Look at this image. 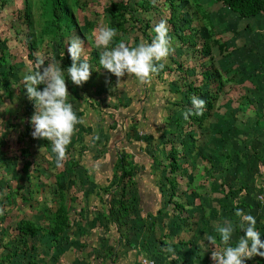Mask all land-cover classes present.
Segmentation results:
<instances>
[{
    "label": "rangeland",
    "instance_id": "374dc122",
    "mask_svg": "<svg viewBox=\"0 0 264 264\" xmlns=\"http://www.w3.org/2000/svg\"><path fill=\"white\" fill-rule=\"evenodd\" d=\"M52 2L0 0V208L6 209L0 215V264H116L119 252L138 264L141 250L157 262L162 227L182 225L173 204L184 206L185 193L207 185L205 177L194 181L201 155L204 161L206 154L227 157L231 164L230 155L246 154L240 144L226 150L227 136L237 141L238 120L245 119L237 107L255 123L262 118L264 130L255 47L243 43L240 18L213 0H59L69 15L60 22ZM161 20L174 48L165 67L150 84L125 76L111 91L117 78L100 65L99 28L117 29L110 47L120 41L137 46L151 42ZM73 37L83 40L81 59L87 57L93 69L82 86L67 77ZM37 56L60 64L69 102L85 121L76 125L62 167L51 142L31 135L35 108L23 76L37 70ZM193 95L206 101L205 109L185 120ZM120 157L129 171L121 179ZM242 203H220L226 206L220 215L233 217ZM60 214L67 219L59 233ZM20 223L36 232L21 233ZM177 258L168 253L166 264ZM202 263L214 264L211 252ZM245 264H264V257Z\"/></svg>",
    "mask_w": 264,
    "mask_h": 264
},
{
    "label": "clouds",
    "instance_id": "9594fccd",
    "mask_svg": "<svg viewBox=\"0 0 264 264\" xmlns=\"http://www.w3.org/2000/svg\"><path fill=\"white\" fill-rule=\"evenodd\" d=\"M155 33L151 42L143 41L137 46H129L120 41L114 47L112 45L117 36V29L109 26L99 28L95 34V46L103 49L100 54V65L117 78L114 91L120 86L121 78L134 76L140 84H150L154 76L158 75L165 67L168 57L174 52L173 38L169 35V26L161 20L154 26ZM67 52L71 58V66L67 68V77L74 85L82 86L92 74V66L87 57L81 59L84 52V42L79 37H73L68 44ZM47 58L37 56V70L23 76L24 88L29 100L34 102L35 111L31 117L34 128L31 135L36 139L50 141L52 152L56 154L55 163L62 167L67 159V148L72 136L77 131L76 125L85 123L82 117H78L69 102V89L66 83L65 73L56 63L54 58L45 64ZM80 61V63H77ZM97 71L99 69H96ZM110 84V81H106ZM44 85L43 90L38 86ZM192 107L183 112L185 120L192 115H202L206 101L195 95L191 97ZM98 138V137H97ZM6 209L0 208V215ZM235 216L238 222L224 221L215 226L221 243L225 246L220 251H212L211 258L214 264H245L246 260L254 256L264 257V241L260 239V232L256 228V219L246 214L243 209L236 207ZM244 231L235 246L230 243L236 228ZM206 240L213 248L216 246V236L207 235ZM173 258L176 253L173 248H168Z\"/></svg>",
    "mask_w": 264,
    "mask_h": 264
},
{
    "label": "crops",
    "instance_id": "0c3cea01",
    "mask_svg": "<svg viewBox=\"0 0 264 264\" xmlns=\"http://www.w3.org/2000/svg\"><path fill=\"white\" fill-rule=\"evenodd\" d=\"M213 1L219 5L217 6L218 8L221 7L220 9L231 11L220 2ZM234 14L237 15L236 13ZM239 18L244 29L243 43L246 46L248 44L254 45L258 57L256 59L258 64L256 65L261 70L259 79L255 80L259 89L255 90L259 96H264V10L253 16ZM241 109L237 107V112H239L241 118L245 119L238 120L240 125L239 131L236 132L238 134L236 137L237 141L234 140L235 136L233 137L232 134H229L226 138L228 139L226 150H232V144H240L244 146L246 154L239 156L230 155V158L234 157L235 159V162H231V164L225 163L227 157L214 160V156L206 154V157H204L206 161H204L203 155H201V161L198 165L199 172L193 179L194 181H199L201 177H205L208 179L207 185L200 187L194 185L188 194L185 193L184 198H180L185 200L184 206L181 203L173 204V207L176 205L174 207V215L180 209L181 215L178 213L180 216L178 221H182V225H178V227L170 225V227H162L163 229L160 230L161 244L157 247L156 252H160L161 256H158L157 259L155 257L158 264H166L165 259L168 253H171L168 251L169 247L174 249L176 257H180V259L177 258L178 260L175 261V264H183V261L185 262L184 257H187L188 260L190 259L189 264H203L202 261L208 253L214 250H222L225 246L221 243L218 233L215 232V226L227 220H231L235 224L239 218L235 214L233 217H231L232 214L230 216H221L220 214L225 211L226 206L220 205V203H231L234 199H239L241 203L243 201L240 206L241 209L246 214L255 217L256 228L261 234L260 239L264 241V200H259L261 196L264 197V180H262L264 179V130L260 129L262 127V118L255 123V118L251 115H246ZM254 124L259 126H254ZM216 165L225 166V168L218 170L215 168ZM237 184H243V188L236 189L235 185ZM230 189L233 190L230 191ZM182 207H185L184 211L187 213H184ZM236 229L239 228L237 227ZM207 235L216 236L215 248L208 244ZM241 235H244L243 230H235L230 242L232 246H235ZM142 246L145 247V245ZM261 251H264V249H261ZM145 252L148 253L147 250H141L136 256L139 258L140 254ZM117 255L119 257L116 259V264H129L123 252H119Z\"/></svg>",
    "mask_w": 264,
    "mask_h": 264
},
{
    "label": "trees",
    "instance_id": "16d2710c",
    "mask_svg": "<svg viewBox=\"0 0 264 264\" xmlns=\"http://www.w3.org/2000/svg\"><path fill=\"white\" fill-rule=\"evenodd\" d=\"M52 13L57 20L60 22L62 19H66L69 17L68 12L64 9L63 5L59 3V0H52ZM220 2L223 6L228 7L232 12L236 13L239 17H248L256 15L264 10V0H216ZM174 10V9H173ZM173 15H175L173 13ZM203 115V114H202ZM202 117V116H201ZM200 117V118H201ZM118 165L120 168V176L119 178H123L125 175L129 174L128 169L125 167L124 159L120 157L118 159ZM176 169V166L172 167ZM176 205H174L175 207ZM56 223L58 226V232L63 230L65 225L66 217L61 214L56 218ZM18 230L21 233L26 234H34L36 232V228L31 227L26 224H17Z\"/></svg>",
    "mask_w": 264,
    "mask_h": 264
},
{
    "label": "built area",
    "instance_id": "2783aa9c",
    "mask_svg": "<svg viewBox=\"0 0 264 264\" xmlns=\"http://www.w3.org/2000/svg\"><path fill=\"white\" fill-rule=\"evenodd\" d=\"M262 200L264 198L260 197ZM138 264H157V262L148 254V253H141L138 258Z\"/></svg>",
    "mask_w": 264,
    "mask_h": 264
}]
</instances>
